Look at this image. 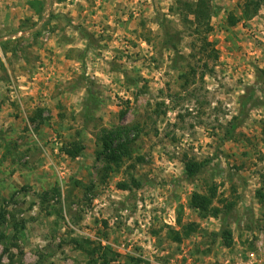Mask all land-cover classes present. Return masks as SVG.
<instances>
[{
	"label": "rangeland",
	"instance_id": "rangeland-1",
	"mask_svg": "<svg viewBox=\"0 0 264 264\" xmlns=\"http://www.w3.org/2000/svg\"><path fill=\"white\" fill-rule=\"evenodd\" d=\"M29 1L0 0V210L26 226L3 262L91 264L102 244L113 264H264V0L235 27L243 0H210L206 53L188 23L199 0ZM120 126L131 157L107 174L99 134ZM186 158L208 162L192 184ZM131 176L143 187L120 190ZM212 184L234 207L203 219L189 199Z\"/></svg>",
	"mask_w": 264,
	"mask_h": 264
},
{
	"label": "trees",
	"instance_id": "trees-1",
	"mask_svg": "<svg viewBox=\"0 0 264 264\" xmlns=\"http://www.w3.org/2000/svg\"><path fill=\"white\" fill-rule=\"evenodd\" d=\"M29 6L35 9L36 14H40L43 11L42 2L40 0H31L28 2ZM188 10V16H192L194 20L188 21V23H192L195 27L197 41L201 42V47L203 51L206 53L208 47H211V52L215 51V44L213 42H209L208 34L214 30L211 25V20L213 17V6L211 5L210 0H199L195 3V5H186ZM261 8V0H243V6L241 8V16L236 17L234 14H230L228 16V23L230 27H235L241 20H250L253 19ZM169 43V42H168ZM167 49L174 50L173 46H168L166 44ZM254 99V93H250L249 97H244V105L246 107L247 104ZM92 99L89 98V101ZM96 102V101H95ZM124 111H122L121 117L124 116ZM90 115V112L87 113V117ZM238 125L232 126V128L227 132L226 140H231L236 135V130L238 129ZM132 132V129L127 127H115L111 129L104 128L100 131L99 141L101 142L102 153L100 156H103L106 160L105 171L107 174L112 172H119L125 164V159L131 157V148L130 145L122 142L124 139V135ZM118 142V143H117ZM85 151V146L80 143V141L70 142L67 146L63 148V153L67 155V157L71 159H76L80 155H82ZM185 179L189 183H193L197 177L201 175L203 170L208 165V162H199L194 159L186 158L185 160ZM130 182V183H129ZM129 182H121L118 184V187L122 191L131 190L133 187L136 189H141L143 184L134 176L130 177ZM55 193L58 194V191L55 190ZM47 196V194H45ZM42 197V202H47V197ZM218 186L216 184H212L209 187V190L206 194L194 192L192 193L189 199V208L198 212L199 215L205 219L209 217H217L219 215L228 216L232 213V209L234 205L232 203L228 204L225 208H220L215 206V202L220 200L218 198ZM257 197L260 200L264 199V193L257 192ZM226 200H223V202ZM180 219V218H179ZM0 243H12L16 242L20 235L25 230V221L15 220L14 222H8L6 219V215L4 212L0 210ZM192 226V225H191ZM190 226V227H191ZM5 227V228H4ZM194 231V228H192ZM221 237L223 239V243L225 247L231 248L234 243L233 233L229 230L226 223L221 228ZM176 240L181 242L180 234H177ZM8 252V250H6ZM85 252L92 257L91 264H113L118 262L119 255L115 254L109 246H103L99 244L98 247H87L84 249ZM100 259L103 262L100 263ZM134 261L137 264L135 258H132V262ZM0 264H5L3 259L0 258ZM14 264V256H10V263Z\"/></svg>",
	"mask_w": 264,
	"mask_h": 264
}]
</instances>
